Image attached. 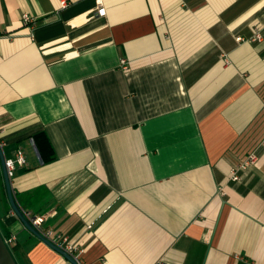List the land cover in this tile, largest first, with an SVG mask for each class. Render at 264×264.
Masks as SVG:
<instances>
[{
	"label": "crops",
	"instance_id": "1",
	"mask_svg": "<svg viewBox=\"0 0 264 264\" xmlns=\"http://www.w3.org/2000/svg\"><path fill=\"white\" fill-rule=\"evenodd\" d=\"M103 6L0 0L19 207L77 242L80 264H264V0ZM0 232L17 264H71L11 210L1 165Z\"/></svg>",
	"mask_w": 264,
	"mask_h": 264
},
{
	"label": "built area",
	"instance_id": "2",
	"mask_svg": "<svg viewBox=\"0 0 264 264\" xmlns=\"http://www.w3.org/2000/svg\"><path fill=\"white\" fill-rule=\"evenodd\" d=\"M99 9L98 13L100 15H103L105 13V9L103 6V0H97ZM64 3V2H63ZM22 23L26 25H31L34 23V18L30 17L29 15L24 14L22 16ZM262 36L261 34L256 31L252 37V40H261ZM121 63L123 64V67L126 68L125 60H121ZM256 161V155L254 153H251L248 155V157L239 163L237 166H235L230 175V179L235 181L239 179L238 173L239 171L246 170L251 164H253ZM26 164V157L24 155V152L21 149H18L16 151L15 157L11 159L5 160L6 169L8 172L9 177L11 178L13 175V171L15 169L16 165H25ZM27 219L30 221L32 226L38 230L44 237L48 238L50 241H52L54 244L59 246L60 248L64 249L66 252L71 254L79 263V260L76 255V250L78 249V243L75 241H72L67 236L64 235H57L56 237H52V231L50 230H44L42 228V224L44 222V216L43 215H32L30 213H24ZM10 240H6L7 244ZM80 264V263H79Z\"/></svg>",
	"mask_w": 264,
	"mask_h": 264
},
{
	"label": "water",
	"instance_id": "3",
	"mask_svg": "<svg viewBox=\"0 0 264 264\" xmlns=\"http://www.w3.org/2000/svg\"><path fill=\"white\" fill-rule=\"evenodd\" d=\"M5 156L3 154L2 148L0 146V165H1V171L5 186V191L8 199L9 206L11 210L14 212V214L17 216V218L20 220L22 225L30 232L32 235L37 237L39 240H41L43 243H45L48 247L53 249L54 251L58 252L60 255H62L65 259H67L71 264H79L77 260L68 252H66L64 249L60 248L56 244H54L52 241H50L48 238L44 237L38 230H36L30 221L25 216L23 210L19 207L18 203L16 202L11 186V179L8 175L6 165H5ZM0 264H17L11 249L9 245L7 244L5 238L0 232Z\"/></svg>",
	"mask_w": 264,
	"mask_h": 264
},
{
	"label": "trees",
	"instance_id": "4",
	"mask_svg": "<svg viewBox=\"0 0 264 264\" xmlns=\"http://www.w3.org/2000/svg\"><path fill=\"white\" fill-rule=\"evenodd\" d=\"M34 139L36 140V144H37L38 148H40V147H39V135H38V136L35 135V136H34ZM45 143H46V145L49 146V144H48L47 141H46ZM44 160H46V159H44Z\"/></svg>",
	"mask_w": 264,
	"mask_h": 264
}]
</instances>
